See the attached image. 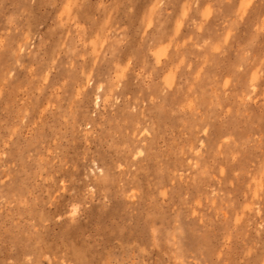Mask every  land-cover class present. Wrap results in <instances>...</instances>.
<instances>
[{"label": "rangeland", "instance_id": "obj_1", "mask_svg": "<svg viewBox=\"0 0 264 264\" xmlns=\"http://www.w3.org/2000/svg\"><path fill=\"white\" fill-rule=\"evenodd\" d=\"M72 2L74 11L61 8L62 0H0L7 42L0 52V264H28L41 252L51 264H220L253 243L259 247L250 264L264 258V217L244 202L247 174L264 164V100L259 92L247 99L248 70L230 106L223 113L213 107L216 80L246 57L252 67L264 60V38L251 43L264 2L257 0L215 65L194 58L196 71L182 74L183 88L175 73L157 81L145 71L170 56L160 43V23L171 20L161 4L174 16L178 0ZM213 7L201 39L215 40L234 19V3L215 0ZM141 28L142 39L157 38L139 44ZM24 41L21 56H13ZM74 41L87 45L86 64L75 60ZM93 65L94 80L112 78L115 89L104 93L98 85L100 106L89 95L73 112L67 101L81 70ZM64 80L65 95L53 88ZM188 88L203 104L196 114ZM118 161L123 171L87 197L85 178ZM233 171L242 173L238 182ZM61 178L70 181L69 192L52 207L48 193ZM76 203L82 208L68 218ZM226 215L231 224L221 223ZM139 250L148 255L138 257Z\"/></svg>", "mask_w": 264, "mask_h": 264}, {"label": "clouds", "instance_id": "obj_2", "mask_svg": "<svg viewBox=\"0 0 264 264\" xmlns=\"http://www.w3.org/2000/svg\"><path fill=\"white\" fill-rule=\"evenodd\" d=\"M215 0H178L179 10L173 16L171 11L166 10L167 4H161V11L166 12L168 17H171L170 21H165V23H160L161 38L160 43L166 44L170 49V56L167 62L161 66L160 64H156L155 66L148 67L145 71L154 74L157 81H160L161 78H164L169 73H175L177 76V83L181 88L184 87V83H180V78L184 73H192L195 72L196 69L193 67L196 64L195 57H199L201 59L207 58L209 65H215L217 58L223 57L227 54V50L231 47L232 41L236 35V31L240 25H242L248 18V15L256 4L257 0H243L245 3V7L241 8L242 0H227L228 3L235 4L234 10V19L231 23L226 24L224 26V31L222 34H219L218 37L213 39H201L204 34L208 24L212 21L213 17L216 15V9L213 7ZM264 2V0H262ZM203 4V6H201ZM63 9H72L73 11L78 8L77 4H74L72 0H62ZM134 11L132 8L128 9V13L132 14ZM170 23V27L166 28V24ZM264 26V17H261L259 21L253 26V38L260 39V37L264 36V33L258 31L260 27ZM186 30L190 34H186ZM141 32L143 29L138 30L139 36V44L145 45L150 40H154L157 37L152 33H149L146 38H141ZM156 32V28H153V33ZM231 32V37L225 42V37L227 34ZM6 40L0 38V52H3L6 49ZM220 44L222 45L221 51L216 53L213 51L214 47ZM27 46V43L24 41L21 44L17 45V50L12 53L13 56L19 57L21 56V48ZM73 46L77 48L75 53V60L83 61L82 64H86L88 59V49L87 45L82 42L77 44L75 41L73 42ZM248 56V55H247ZM18 60V59H17ZM131 65H133V70L139 65L134 60H129ZM128 61V62H129ZM120 63H123L120 61ZM198 67V65H197ZM95 65H93V69L87 72H80V79L75 83V86L72 90V94L67 101L68 107L75 112L79 109L85 99L90 95L91 96V104L95 102L97 108L100 106V100L95 99L97 86L100 84L104 85L103 92L107 93L109 88L115 89V83L112 82V78L105 82H96L93 78L94 76ZM239 69V70H238ZM51 71V69H49ZM248 70V80H247V92L245 93L246 97L251 96L252 98L257 97V93L259 92V97L264 100V76H260L259 74L264 72V60H262L258 65L252 67L246 59L242 60V62L236 65L231 74L224 75L222 78L216 80L214 82L213 87V107L220 108L221 113H223V109L230 106L235 96L234 89L238 83V76ZM204 71V69H201ZM257 74L259 77L254 82L252 80V75ZM5 78L7 76L4 75ZM92 81V83H89ZM224 81H228V86L225 87ZM47 83V81H45ZM70 81L64 80L63 83H59L57 86L53 87L55 89H59V91L65 95L66 89L69 86ZM187 84H192L194 81H186ZM255 89V91H253ZM165 92L175 91V87L173 89H168L165 87ZM189 95L188 99H191L193 102L192 112L196 114L202 107L203 104L198 95L192 94V89H187ZM54 95L56 93L54 92ZM102 99V98H101ZM97 100L99 103L97 104ZM64 103V100H63ZM226 115V113H224ZM223 118V116L221 117ZM104 138V137H102ZM203 147V145H201ZM143 153V155H141ZM139 153L140 156H144L145 153ZM199 155V153H197ZM124 164V161H118L113 163L112 168H104L103 171L99 172V175L93 177H86L89 181L88 187L86 189L87 197H94L95 195V185L99 184H107L111 183L115 180L116 174L123 171L121 165ZM234 175L232 179L235 181H239L242 173L240 171H233ZM248 183H247V191L245 195L244 202L251 205L250 212L252 215L256 214L257 209L260 210V217H264V192H260L256 195L258 188L262 183H264V164H261L259 171L256 174L248 173ZM2 183V181H0ZM70 187V181L66 178H61L54 182V186L51 187L48 193V201H51L52 207L57 203V201L64 195L68 194ZM79 206V210L82 208L80 203L73 204L67 213V217L74 219L70 213L73 207ZM227 211V209H225ZM221 223L227 225L231 224L229 220V216H223L221 219ZM264 223V220H262ZM231 232L233 234V238H235L236 228L231 225ZM264 231H261V233ZM260 233V236H261ZM155 246V245H154ZM259 245L253 243L252 245H246L243 253L237 259H230L225 261L226 264H250L252 258L257 256V250ZM138 257H144L148 255V252L140 251L136 254ZM51 264V261H48V257L45 256L42 252L37 253L35 258L29 257L28 264H45V262ZM106 264H111V262H106ZM134 264H145L143 259H138L134 261ZM169 264H173V261L170 259ZM178 264H185V261L178 262ZM215 264L217 262L215 261ZM255 264H264V258L259 259L255 262Z\"/></svg>", "mask_w": 264, "mask_h": 264}, {"label": "snow or ice", "instance_id": "obj_3", "mask_svg": "<svg viewBox=\"0 0 264 264\" xmlns=\"http://www.w3.org/2000/svg\"><path fill=\"white\" fill-rule=\"evenodd\" d=\"M245 6H246V5H245V3H244L243 0H242L241 8H244ZM149 27H151V25H149ZM258 31L261 32V33H264V26L260 27V28L258 29ZM230 37H231V32H229V33L227 34V36L225 37V42H227V40H228ZM262 38H264V36L260 37V39H262ZM256 40H257V38L254 37L251 43L254 44ZM221 48H222V45L217 44V45L214 47L213 51L216 52V53H219V52L221 51ZM249 54H250V53H247V52L245 53V55H249ZM128 64H129V66H131V62H130V61L128 62ZM238 70H239V69H238ZM125 71H127V68H125ZM259 75H260V76H264V72L260 73ZM258 78H259V77L257 76V74L254 73V74L252 75V80H253V82H254L256 79H258ZM228 83H229L228 81H224L225 87L228 86ZM253 91H255V89H253ZM247 99L251 100L252 97L249 96V97H247ZM98 103H99V101L97 100V104H98ZM204 134L207 135V132H205ZM141 155H143V153H141ZM260 192H264V183H262V184L260 185V187L258 188V191H257L256 195H258ZM78 212H79V209H78L77 207H73L72 210H71L70 215H71L72 217H76L77 214H78ZM201 223H203V221H201ZM235 223H236V224H239V223H240V218H239V217L236 218ZM220 264H226V262L223 261V260H221V261H220Z\"/></svg>", "mask_w": 264, "mask_h": 264}]
</instances>
